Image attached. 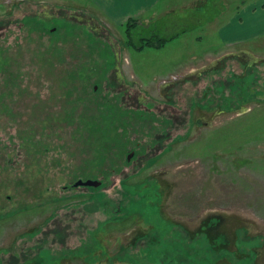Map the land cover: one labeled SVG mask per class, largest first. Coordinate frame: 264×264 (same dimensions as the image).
Masks as SVG:
<instances>
[{
  "label": "rangeland",
  "instance_id": "374dc122",
  "mask_svg": "<svg viewBox=\"0 0 264 264\" xmlns=\"http://www.w3.org/2000/svg\"><path fill=\"white\" fill-rule=\"evenodd\" d=\"M97 1L0 0V264H264V0Z\"/></svg>",
  "mask_w": 264,
  "mask_h": 264
},
{
  "label": "crops",
  "instance_id": "0c3cea01",
  "mask_svg": "<svg viewBox=\"0 0 264 264\" xmlns=\"http://www.w3.org/2000/svg\"><path fill=\"white\" fill-rule=\"evenodd\" d=\"M114 1V0H113ZM119 0H116V4L118 3ZM98 4L96 8L104 17L105 19L107 18L109 20L110 24H117V20L119 24H126L129 20L131 19H138V20H145L146 18L150 21L152 20L151 18H156V17H163L166 16V14H170L173 11V7L177 9L184 8L182 5L179 6H172L168 8L165 11H157L156 6L159 4L160 0H120L121 4L120 7L122 8L124 6L125 10L126 7H132L131 12H127L121 15V18L117 17V15L113 12V10L110 7V4L106 0H98ZM118 5V4H117ZM193 6V5H192ZM242 13L239 14V17L230 21L223 29H229L230 27L234 26L237 20V25L238 26H243L245 23V16L249 14V16L253 19H259L260 13H264V1L258 6H242ZM152 14V16H147V13ZM244 14V15H243ZM118 18V19H116ZM107 20V21H108ZM214 22H210L208 24H213ZM260 25V23H259ZM224 30H221L223 32ZM247 36H243L242 38H235L234 40H228L226 41V46L227 47H232L235 46L237 43L240 42H246L247 39L244 38ZM251 37V35H250Z\"/></svg>",
  "mask_w": 264,
  "mask_h": 264
},
{
  "label": "trees",
  "instance_id": "16d2710c",
  "mask_svg": "<svg viewBox=\"0 0 264 264\" xmlns=\"http://www.w3.org/2000/svg\"><path fill=\"white\" fill-rule=\"evenodd\" d=\"M145 28L142 26L140 20L138 19H131L127 22V29H126V36H127V44L129 47H132L134 49L143 50L145 47H153L157 49L163 48L167 42L171 41L173 38H163L158 37L155 35L151 38H141L140 43H137L135 40V34L137 32V29L139 27Z\"/></svg>",
  "mask_w": 264,
  "mask_h": 264
},
{
  "label": "water",
  "instance_id": "95a60500",
  "mask_svg": "<svg viewBox=\"0 0 264 264\" xmlns=\"http://www.w3.org/2000/svg\"><path fill=\"white\" fill-rule=\"evenodd\" d=\"M132 155L129 157V159H131ZM101 182L100 181H93V180H88V181H82L80 180L79 182H77L75 184L76 187H94V188H98L101 186Z\"/></svg>",
  "mask_w": 264,
  "mask_h": 264
}]
</instances>
